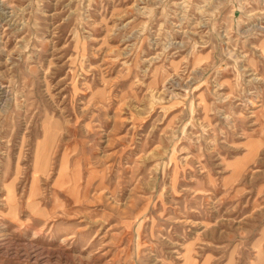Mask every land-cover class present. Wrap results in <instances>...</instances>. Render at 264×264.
<instances>
[{"label": "rangeland", "instance_id": "374dc122", "mask_svg": "<svg viewBox=\"0 0 264 264\" xmlns=\"http://www.w3.org/2000/svg\"><path fill=\"white\" fill-rule=\"evenodd\" d=\"M0 264H264V0H0Z\"/></svg>", "mask_w": 264, "mask_h": 264}]
</instances>
